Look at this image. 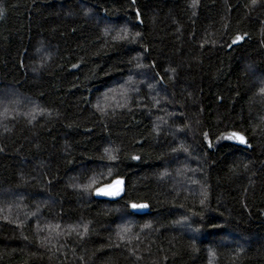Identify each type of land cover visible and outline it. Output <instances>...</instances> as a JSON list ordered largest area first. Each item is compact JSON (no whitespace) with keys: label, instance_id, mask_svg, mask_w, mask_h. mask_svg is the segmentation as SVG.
Returning <instances> with one entry per match:
<instances>
[{"label":"trees","instance_id":"1","mask_svg":"<svg viewBox=\"0 0 264 264\" xmlns=\"http://www.w3.org/2000/svg\"><path fill=\"white\" fill-rule=\"evenodd\" d=\"M262 84L264 0H0V264H264Z\"/></svg>","mask_w":264,"mask_h":264},{"label":"snow or ice","instance_id":"2","mask_svg":"<svg viewBox=\"0 0 264 264\" xmlns=\"http://www.w3.org/2000/svg\"><path fill=\"white\" fill-rule=\"evenodd\" d=\"M243 39V37L241 36H237L236 37V41H239ZM234 41V43L236 42ZM262 91H264V89H262ZM228 139H236V140H239L241 143H244L245 142V138L243 136H241L240 134L238 133H231L229 136H228ZM121 184V181L119 180H116L113 182L112 185H106L105 188L103 189H97V192H102L104 195H109V196H116V195H119L120 194V187L119 185ZM132 208H138V207H145V205H136V204H132L131 205Z\"/></svg>","mask_w":264,"mask_h":264},{"label":"rangeland","instance_id":"3","mask_svg":"<svg viewBox=\"0 0 264 264\" xmlns=\"http://www.w3.org/2000/svg\"><path fill=\"white\" fill-rule=\"evenodd\" d=\"M261 84V83H260ZM262 88H264V86H263V84H262ZM132 90V87H131V85L129 86V91H131ZM122 92L120 93V94H118V95H124L125 93L127 94L128 92L126 91V89H123V90H121ZM12 93V92H11ZM11 97H15L16 98V95L14 94V96L13 95H6L5 96V98H4V102L2 103V104H0L1 105V108H2V111L3 110H5L6 108H7V106L12 102L11 100L13 99V98H11ZM163 125H165V123H160V126H163ZM92 186V182H91V184H90V187ZM81 188H83V189H81V190H83V191H85V188L86 187H84V186H81ZM44 235H43V237H51V236H54L53 234H52V231H50V230H48V231H46L45 233H43Z\"/></svg>","mask_w":264,"mask_h":264},{"label":"water","instance_id":"4","mask_svg":"<svg viewBox=\"0 0 264 264\" xmlns=\"http://www.w3.org/2000/svg\"><path fill=\"white\" fill-rule=\"evenodd\" d=\"M120 189L122 190V185H119ZM102 196H106L104 195L102 192H100Z\"/></svg>","mask_w":264,"mask_h":264}]
</instances>
